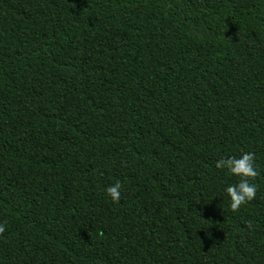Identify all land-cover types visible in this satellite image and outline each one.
<instances>
[{
	"label": "trees",
	"instance_id": "1",
	"mask_svg": "<svg viewBox=\"0 0 264 264\" xmlns=\"http://www.w3.org/2000/svg\"><path fill=\"white\" fill-rule=\"evenodd\" d=\"M0 224V264H264V0H0Z\"/></svg>",
	"mask_w": 264,
	"mask_h": 264
},
{
	"label": "clouds",
	"instance_id": "2",
	"mask_svg": "<svg viewBox=\"0 0 264 264\" xmlns=\"http://www.w3.org/2000/svg\"><path fill=\"white\" fill-rule=\"evenodd\" d=\"M255 159L254 152H244L239 158H221L215 164L217 169H227L230 174L239 177L238 183L226 188L227 195L230 197L231 201L230 209L233 212L239 211L241 206L246 205L256 197L257 185L250 182L255 180L259 175L255 165ZM121 188V183L117 181L106 189L107 195L113 202L119 201ZM247 226L251 228L252 223L249 221ZM4 231V225L0 224V235H2Z\"/></svg>",
	"mask_w": 264,
	"mask_h": 264
}]
</instances>
